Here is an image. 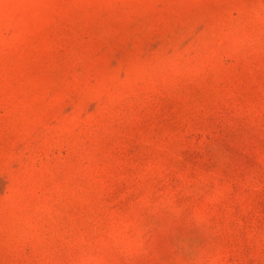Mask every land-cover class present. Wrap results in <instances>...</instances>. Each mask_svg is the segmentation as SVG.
<instances>
[{"label": "rangeland", "instance_id": "rangeland-1", "mask_svg": "<svg viewBox=\"0 0 264 264\" xmlns=\"http://www.w3.org/2000/svg\"><path fill=\"white\" fill-rule=\"evenodd\" d=\"M0 264H264V0H0Z\"/></svg>", "mask_w": 264, "mask_h": 264}]
</instances>
